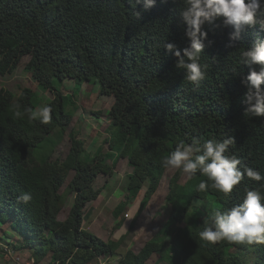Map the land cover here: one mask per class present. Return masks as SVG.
Returning <instances> with one entry per match:
<instances>
[{"label":"trees","instance_id":"obj_1","mask_svg":"<svg viewBox=\"0 0 264 264\" xmlns=\"http://www.w3.org/2000/svg\"><path fill=\"white\" fill-rule=\"evenodd\" d=\"M183 6L182 0H156L145 11L135 0H0V77L14 75L23 58L30 57L26 73L54 94L47 104L50 120L42 123L25 112H36L31 89H23L17 99L0 89V224H9L21 236V248L33 251L36 262L51 256V264H92L117 252L118 243L101 241L83 225L88 207L109 187L121 159H128L132 172L126 201L115 210L117 217L144 190L142 205L151 201L167 171L161 157L180 140L232 136L235 144L229 153L264 174V118L244 116L242 81L249 68L241 58L242 49L264 40V31L258 23L230 41L232 30L222 19L205 24L200 63L206 65V76L197 87L164 48L166 42L181 50L188 46L180 15ZM257 19L264 20V9ZM67 79L78 85L97 84L101 96L113 98L110 151L85 159V142L71 135L65 160L40 164L35 158L38 145L55 129L66 131L72 123L64 96L54 86V80ZM71 172L75 174L68 188L75 199L62 221L61 190ZM101 175L108 180L98 189L95 183ZM205 180L197 173L184 184L176 182L166 197L171 211L166 224L139 253L129 251L118 264H149L155 254V264H245L243 257L227 254L230 248L247 250L256 255L257 264H264V245L202 240L199 233L211 213L202 215L193 208L196 200L213 198L212 210L229 209L248 190L264 193V180L245 176L228 196L211 187L201 190L199 184ZM24 192L32 194L27 205L17 202Z\"/></svg>","mask_w":264,"mask_h":264},{"label":"rangeland","instance_id":"obj_2","mask_svg":"<svg viewBox=\"0 0 264 264\" xmlns=\"http://www.w3.org/2000/svg\"><path fill=\"white\" fill-rule=\"evenodd\" d=\"M30 57H24L14 75L0 77V89L4 88L15 94L17 99L23 89H31L35 93L33 103L38 111L54 99V94L40 88L33 82L30 74L26 73L25 66ZM57 92L64 96V107L68 115L72 116V123L66 131L57 128L51 136L38 145L35 158L42 164L47 161L65 160L71 149V135L85 142V159L92 160L98 153L106 154L109 150L107 141L114 135L111 127L109 112L114 103L113 98L103 97L100 87L94 83L78 85L74 80L63 82L54 80ZM109 165L112 162H108ZM132 172L128 159H121L114 168V175L109 187L100 198L87 209L83 230L95 235L105 243H118L114 255L99 258L92 264H118L129 251L139 253L145 244L154 238L163 228L170 217V208L167 207L166 197L176 182L184 184L189 179L180 170H167L160 187L151 201L142 205L145 190L135 201H129L117 217L115 210L119 204L126 201L128 175ZM71 172L61 190L65 198V205L59 219H67L74 204L75 195L69 190V183L74 177ZM108 177L101 175L95 183L96 188H102ZM213 198L204 201L196 200L193 208L202 215L211 213ZM10 243V244H9ZM20 235L13 233L9 224H0V264H51V256L40 263L36 262L33 251L22 249ZM247 250L230 248L227 254L243 257L245 264H257L255 254ZM159 256L154 255L149 264H155ZM166 264V263H161Z\"/></svg>","mask_w":264,"mask_h":264},{"label":"clouds","instance_id":"obj_3","mask_svg":"<svg viewBox=\"0 0 264 264\" xmlns=\"http://www.w3.org/2000/svg\"><path fill=\"white\" fill-rule=\"evenodd\" d=\"M156 0H135V5H143L145 11L155 6ZM181 18L186 25L185 36L189 43L182 50L175 43L166 42L164 48L174 54L175 67L184 73L185 79L195 86L205 79L206 65H201L207 40L205 24L222 19L225 27L231 28L230 41L239 39L245 27H255L258 23L264 31V20L257 15L264 9V0H182ZM137 17L140 16L136 12ZM211 42H209L210 44ZM243 64L249 68L242 81L246 88L242 103L244 116L264 118V40L257 39L252 46L241 50ZM256 66H260L257 70ZM50 106H42L33 113L25 109L30 118H39L42 123L50 120ZM235 144L234 137L223 140L210 138L201 140L193 137L189 143L180 140L175 149L161 157V166L166 170H180L188 178L199 173L206 177L199 184L201 190L211 187L228 196L246 176L252 181L264 180V174L251 167L243 166L241 160L229 153ZM210 182V183H209ZM32 200L30 192L17 197V202L27 205ZM202 240L215 244L227 241L230 244L264 245V193L253 189L246 191L243 200L226 210L213 209L207 226L199 233Z\"/></svg>","mask_w":264,"mask_h":264}]
</instances>
